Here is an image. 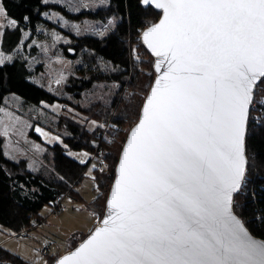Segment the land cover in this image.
Listing matches in <instances>:
<instances>
[{"label":"snow or ice","instance_id":"1","mask_svg":"<svg viewBox=\"0 0 264 264\" xmlns=\"http://www.w3.org/2000/svg\"><path fill=\"white\" fill-rule=\"evenodd\" d=\"M141 4L162 11L142 34L161 75L102 226L54 264H264V239L234 211L248 141L264 132V0Z\"/></svg>","mask_w":264,"mask_h":264},{"label":"rangeland","instance_id":"2","mask_svg":"<svg viewBox=\"0 0 264 264\" xmlns=\"http://www.w3.org/2000/svg\"><path fill=\"white\" fill-rule=\"evenodd\" d=\"M47 2L60 5L74 15L93 13L98 8L108 5V0H47ZM83 4L88 7H81ZM0 5H2L0 33L3 36L6 27L14 28L17 23H12L14 19L7 16L1 0ZM76 8H79V11H76ZM41 16L44 21L34 30L29 27L22 28L19 42L10 51L1 48L0 36V53H3L0 58L5 59V62H9L7 57H11V61L23 60L30 71L28 79L63 100L53 103H32L14 92L5 94L0 106V135L3 137L5 154L10 159L15 161L26 159L27 168L32 171L56 172L50 146L56 142H63L62 136L66 135L67 131L60 127V123H64V119L69 118L75 123H80L91 132L90 130L101 128L105 123L108 117H102L111 109L116 97H119L118 100L122 96L127 99L132 96L144 97L145 91L136 88L135 85L126 87V83L113 78L112 72L116 71V68L112 66V62L97 55L91 61L90 55L94 54L83 47L77 52L74 43L77 42L79 35L88 33L100 37L109 35L115 30L119 20L116 16L110 14L96 19L87 16L73 19L56 8L43 11ZM109 21L113 23L109 24ZM73 25L79 26V31ZM144 28L134 34L132 39V61L147 59L140 45L142 43L140 33ZM86 57H90L88 63ZM88 65L92 67L86 68ZM137 67L141 73L144 70L150 73L141 63ZM100 70L109 78L100 80L92 77L91 86L79 94L65 91V86L79 72L87 77L90 73H95L96 76ZM37 128L41 131L37 132ZM66 153L82 163L86 162L91 154L84 148H70ZM107 161L106 163L104 160L105 167L100 171L96 169L95 162L89 164L79 182L65 195L64 202L67 208L63 212L55 213L52 211V204H45L39 212L42 219L35 222V226L26 232L10 235L5 229H1L0 245L32 264H54L56 256L69 250L74 243H78L100 220L94 202L101 192L96 176L107 170V173H110L108 168L112 167V162Z\"/></svg>","mask_w":264,"mask_h":264},{"label":"trees","instance_id":"3","mask_svg":"<svg viewBox=\"0 0 264 264\" xmlns=\"http://www.w3.org/2000/svg\"><path fill=\"white\" fill-rule=\"evenodd\" d=\"M1 1L7 16L17 23L14 28L6 27L4 29L1 42V48L4 51H10L16 46L21 38L23 27L34 30L40 22L44 21L41 13L50 8H56L73 19L82 16L96 19L113 14L119 19L115 30L102 37L95 36L94 33L79 35L77 42L74 43L77 52L81 51L83 47L94 54L90 55L91 61L97 55L99 58L112 62V66L116 68V71L112 72L113 78L126 83V87L135 85L136 88L144 89L145 95L148 92L155 75L152 67L153 57L141 43L142 53L147 59L132 61L131 45L134 34L155 22L159 17L160 12L153 7H144L140 0H108V5L98 8L96 12L74 15L60 5L43 0ZM24 17H28V19L25 20ZM90 57H86L87 63ZM139 63L144 65L150 73L145 70L143 73L138 71ZM89 67L92 65H88L86 68ZM80 70L82 71V67ZM94 74L90 73L85 77L79 72L65 86V91L79 94L91 86L92 77L100 78V80L109 78L106 74L103 75L101 70L96 76ZM29 76L30 71L23 60L14 59L0 65V106L5 94L10 92H14L25 101L32 103H53L63 100L44 87L30 81ZM144 97L132 96L127 99L122 96L119 100V97H116L111 109L102 117H108L104 122H110L109 134L111 138L104 137L101 141H98L96 136L98 127L89 132L84 125L75 123L69 118L64 119V123H60V127L67 131V134L62 136L63 142H56L50 146L52 163L56 172L50 170L32 171L27 168L26 159L19 161L10 159L5 154L3 137L0 135V230L5 229L11 235L26 232L35 226V222L42 219L39 214L42 207L48 203L54 206L56 197L59 195H63L65 198L67 192H70L72 186L79 182L87 168L88 161L82 163L67 154L66 150L84 148L91 153L97 144L100 146L101 156L106 163L107 160L112 162V167L108 168L109 174L107 170L96 176L101 192L98 195L99 198L94 202L95 210L98 211L99 218H101L106 195L114 178V168L120 150L129 128L139 116ZM248 156L249 167L242 182L241 193L234 196L236 203L234 210L254 235L264 238V132L248 141ZM76 244L77 242L72 247ZM0 264L32 263L0 245Z\"/></svg>","mask_w":264,"mask_h":264},{"label":"water","instance_id":"4","mask_svg":"<svg viewBox=\"0 0 264 264\" xmlns=\"http://www.w3.org/2000/svg\"><path fill=\"white\" fill-rule=\"evenodd\" d=\"M140 2H141V0H140ZM145 7V6H144ZM154 8V7H153ZM155 9V8H154ZM155 10H157V11H159L160 12V15H159V17H158V19L155 21V22H153L152 24H154V23H159V21L161 20V18H162V11L161 10H158V9H155ZM151 25V24H150ZM150 25H148V26H146L142 31H141V33H140V39H141V42H142V44L144 45V47L148 50V52L151 54V56L153 57V65H152V67H153V71H154V73H155V75H154V78H153V81H152V83H151V86H150V88H149V90H148V92L146 93V95H145V97H144V100H143V102H142V105H141V107H140V112H139V116H140V114H141V110H142V108H143V106L145 105V102H146V99H147V97H148V95L150 94V91H151V87L154 85V82L156 81V79H158L159 78V76L161 75V73H158V72H156V70H155V64H156V62L158 61V57H155L154 56V54L151 52V50L144 44V42H143V39H142V34H143V32L150 26ZM71 52H72V50H70ZM166 69V65H162V71L163 70H165ZM139 116H138V118H137V120L134 122V124L129 128V130H128V132H127V134H126V138H125V140H124V142H123V145H122V148H121V150H120V154H119V157H118V160H117V163H116V165H115V168H114V178H113V180H112V182H111V184H110V187H109V190H108V193H107V195H106V199H105V206H104V209H103V214H102V217L100 218V220L98 221V223L94 226V228L85 236V237H83L74 247H72V248H70L69 250H67L66 252H64L63 254H61V255H59L57 258H59V257H62V256H64V255H67L70 251H72V250H74L76 247H78L79 246V244L81 243V242H83L84 240H86L87 238H88V236L94 231V229L96 228V227H99V226H102L101 224H100V221L105 217V215H106V213L109 211L108 209H107V207H106V202H107V200H108V198H110V195H111V191H112V189H113V187H114V184H115V182H116V180L119 178V171H118V169H119V164H120V159H121V152H122V149H123V147H124V145H125V143H126V140L129 138V135H130V132H131V130L136 126V124L138 123V120H139ZM243 182V181H242ZM235 211V210H234ZM236 213V212H235ZM237 214V213H236ZM238 215V214H237ZM239 216V215H238ZM240 218V217H239ZM241 219V218H240ZM242 220V219H241ZM243 221V220H242ZM251 232V231H250ZM251 234L254 236V238H256L257 240H260V239H264V238H262V237H259V236H256V235H254L252 232H251Z\"/></svg>","mask_w":264,"mask_h":264},{"label":"built area","instance_id":"5","mask_svg":"<svg viewBox=\"0 0 264 264\" xmlns=\"http://www.w3.org/2000/svg\"><path fill=\"white\" fill-rule=\"evenodd\" d=\"M109 125H110V122L107 121L101 125V128L98 129L97 135H96L98 137V141H101L104 137L111 138V135L109 134V127H110ZM87 161H88L87 167L89 166V164H92L93 162H95L96 164L95 167L98 171L102 170L105 167L104 160L101 156V149H100L99 144H97L94 151L91 152ZM66 208L67 206L64 202L63 195L57 196L54 202L53 211L59 214L63 212Z\"/></svg>","mask_w":264,"mask_h":264}]
</instances>
